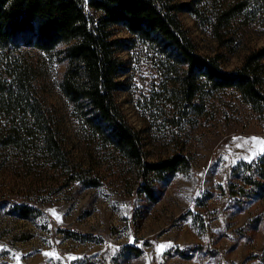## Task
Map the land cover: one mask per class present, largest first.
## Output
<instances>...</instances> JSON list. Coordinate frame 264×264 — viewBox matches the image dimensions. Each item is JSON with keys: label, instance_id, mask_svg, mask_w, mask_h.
<instances>
[{"label": "rangeland", "instance_id": "374dc122", "mask_svg": "<svg viewBox=\"0 0 264 264\" xmlns=\"http://www.w3.org/2000/svg\"><path fill=\"white\" fill-rule=\"evenodd\" d=\"M236 1L195 2L201 15L177 11L198 52L219 53L226 71L264 46V0H250L253 7L224 30L225 39L215 37L211 9ZM113 31L125 43L117 98L141 132L148 160L181 153L191 166L159 179L156 199L142 192L135 167L90 125L89 107L63 91L69 62L59 50L65 46L30 49L34 82L59 114L79 177L46 165L43 155L25 160L18 151L0 153V264H264V191L241 194L254 188L244 181V175L254 174L246 164L256 170L264 156L250 142L264 138V113L235 88H207L203 96L186 100L187 65L172 46L123 24ZM81 168L97 183H87ZM19 205L35 208V214L19 216L14 211ZM130 247L138 253L129 254Z\"/></svg>", "mask_w": 264, "mask_h": 264}, {"label": "trees", "instance_id": "16d2710c", "mask_svg": "<svg viewBox=\"0 0 264 264\" xmlns=\"http://www.w3.org/2000/svg\"><path fill=\"white\" fill-rule=\"evenodd\" d=\"M193 1L175 4L173 0H0V153L18 151L25 154V160L43 155L46 165L57 170L69 169L67 174L72 179L79 177L68 156L59 114L41 95L34 82L35 68L28 63L30 49L52 52L65 46L59 50L65 52L69 62L62 79L63 91L74 103L89 107L90 125L135 167L141 191L156 199L154 184L187 171L191 158L177 153L158 161L148 160L141 132L130 124L117 98L122 87L120 52L125 43L115 36V24L172 46L187 65L182 80L186 100L192 102L203 96L207 88H235L256 111L264 113V46L251 51L235 70L226 71L219 53L198 52L177 15L178 10L201 15L203 10L195 2L211 0ZM253 5L250 0H238L213 7L208 22L215 37L223 41L224 30L235 19L245 16ZM9 163L8 159L4 165ZM258 163L256 170L246 164L254 174L244 175V181L254 188L241 194L264 191V156ZM81 169L78 172H85L83 178L87 183H97L96 178ZM14 211L27 218L36 210L19 205ZM138 251L130 247L128 253Z\"/></svg>", "mask_w": 264, "mask_h": 264}, {"label": "snow or ice", "instance_id": "6c2138e0", "mask_svg": "<svg viewBox=\"0 0 264 264\" xmlns=\"http://www.w3.org/2000/svg\"><path fill=\"white\" fill-rule=\"evenodd\" d=\"M234 139H238V138H234ZM249 141H246V143ZM250 142L253 145H257L259 147V151L261 153H264V138H258V137H252L250 138ZM240 146V145H238ZM54 216H57V214L55 213V210H51ZM57 219H59V217L57 216ZM165 247V245H160L158 246V248L160 250H162ZM45 255H56L55 253H45ZM58 258V257H57ZM19 259V257L17 256V260ZM70 259H76L75 257H71Z\"/></svg>", "mask_w": 264, "mask_h": 264}]
</instances>
